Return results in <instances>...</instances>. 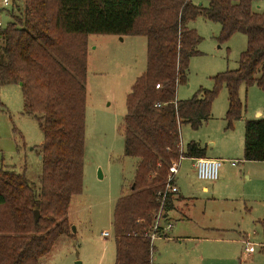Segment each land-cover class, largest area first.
Listing matches in <instances>:
<instances>
[{
    "label": "trees",
    "instance_id": "trees-1",
    "mask_svg": "<svg viewBox=\"0 0 264 264\" xmlns=\"http://www.w3.org/2000/svg\"><path fill=\"white\" fill-rule=\"evenodd\" d=\"M23 0L19 14L0 29V86L21 83L23 113L43 134L36 186L25 173L0 164V264H40L60 235L69 234L73 195L83 186L87 36L146 37V65L125 97V156L137 158L130 191L115 202L114 264H151L145 233L158 209L168 169L179 154L180 127L197 129L211 118V104L224 84L226 128L243 117L241 85L264 91V11L252 0ZM197 16L220 24L218 39L246 35L237 68L213 77L210 90L176 98L187 82L189 60L201 37L189 27ZM159 88H156V85ZM206 148L186 143L183 156L205 158ZM243 160L264 161V119L244 120ZM167 195L164 209L172 208ZM39 212L35 221L34 211Z\"/></svg>",
    "mask_w": 264,
    "mask_h": 264
},
{
    "label": "rangeland",
    "instance_id": "rangeland-1",
    "mask_svg": "<svg viewBox=\"0 0 264 264\" xmlns=\"http://www.w3.org/2000/svg\"><path fill=\"white\" fill-rule=\"evenodd\" d=\"M191 1L207 5L206 0ZM251 8L264 11V0H252ZM11 12L2 11L3 26ZM189 27L202 39L199 53L189 60L187 82L177 87L179 100L192 97L199 88L212 89L213 77L237 68L247 45L241 32L221 42L220 24L203 16ZM86 51L82 191L69 204V234L57 238L40 264H114L113 208L118 197L130 191L135 173L137 158L123 152L122 123L125 97L145 70L146 37L90 34ZM238 96L243 117L231 128L224 119L228 106L224 84L211 104V118L197 129L180 127L183 151L194 141L207 151L229 154L232 162H224L215 183L198 179L190 158L180 161L175 180L182 213L172 215L166 237L154 240L151 264H264V161L243 160L244 120L257 118V110L264 114V91L241 85ZM42 141L36 119L23 113L20 86H0V164L17 172L25 168L28 179L38 186ZM250 245L253 252L247 254Z\"/></svg>",
    "mask_w": 264,
    "mask_h": 264
},
{
    "label": "built area",
    "instance_id": "built-area-1",
    "mask_svg": "<svg viewBox=\"0 0 264 264\" xmlns=\"http://www.w3.org/2000/svg\"><path fill=\"white\" fill-rule=\"evenodd\" d=\"M11 0H2L4 7L10 5ZM2 22L0 20V28H2ZM159 88L157 84L155 86ZM179 156L176 161H173L168 169V176L164 182V186L161 192L158 193L157 202L159 203L158 209L155 211L154 219L151 228L145 233L148 238L150 246L154 247L153 243L155 239L162 237L164 233L172 228V223L167 221L166 212L164 209V203L167 195H175L178 192L176 185L175 175L178 173L180 161L184 158L181 144L178 147ZM193 160V168L195 170L196 177L204 181H215L219 177V169L221 161L218 159L209 158H195ZM232 162V161H231ZM234 163V162H233ZM103 236H107L108 232H102ZM247 254L253 252L252 246L245 249Z\"/></svg>",
    "mask_w": 264,
    "mask_h": 264
},
{
    "label": "crops",
    "instance_id": "crops-1",
    "mask_svg": "<svg viewBox=\"0 0 264 264\" xmlns=\"http://www.w3.org/2000/svg\"><path fill=\"white\" fill-rule=\"evenodd\" d=\"M23 4V0H11V2H10V5L9 6H7V7H4L3 6V4H2V0H0V17H1V13H2V11H5L6 13H8V12H11V15H16V14H19V11H20V8H21V5ZM9 16V21L11 20V18H12V16ZM11 17V18H10ZM8 21V22H9ZM4 27V26H3ZM1 29V28H0ZM255 115L257 116V118H260V117H262L264 114H263V112L262 111H260V110H257V111H255ZM210 145H214L215 144V142L213 141V142H211V143H209ZM208 144V145H209ZM228 155L229 154H224V153H222V152H214V151H207L206 150V153H205V158H209V159H218V160H220L221 161V168H222V166H223V164H224V162L226 163V162H228L229 164H231L230 162H231V160L232 159H230V158H228ZM192 160V159H191ZM193 161V160H192ZM224 169V168H223ZM220 178H218L217 180H215V181H211V182H217L218 180H219ZM203 190L204 191H206L207 190V187L205 186V187H203ZM181 202H182V200H181V196H180V194H179V190H178V192L175 194V195H173L172 196V208L167 212V214H166V216H167V221H170V222H172L173 220V214H175V213H179V212H181L182 213V208H181ZM184 215H182V217H183ZM172 229V228H171ZM170 229V230H171ZM169 231V230H168ZM168 231H166L165 233H164V235L162 236V237H166V234H167V232ZM162 237H159V238H162Z\"/></svg>",
    "mask_w": 264,
    "mask_h": 264
},
{
    "label": "water",
    "instance_id": "water-1",
    "mask_svg": "<svg viewBox=\"0 0 264 264\" xmlns=\"http://www.w3.org/2000/svg\"><path fill=\"white\" fill-rule=\"evenodd\" d=\"M19 85H21V83H19ZM39 158H40V156H39ZM34 218H35V221H37L39 218V212L36 210L34 211Z\"/></svg>",
    "mask_w": 264,
    "mask_h": 264
}]
</instances>
